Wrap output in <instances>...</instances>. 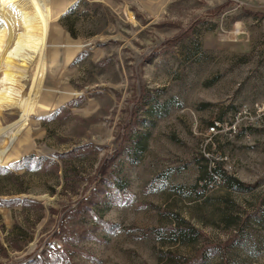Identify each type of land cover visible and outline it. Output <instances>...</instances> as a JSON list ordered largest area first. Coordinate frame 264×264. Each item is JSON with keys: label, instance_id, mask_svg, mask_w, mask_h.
Returning a JSON list of instances; mask_svg holds the SVG:
<instances>
[{"label": "rangeland", "instance_id": "374dc122", "mask_svg": "<svg viewBox=\"0 0 264 264\" xmlns=\"http://www.w3.org/2000/svg\"><path fill=\"white\" fill-rule=\"evenodd\" d=\"M53 1L0 264H264V0Z\"/></svg>", "mask_w": 264, "mask_h": 264}, {"label": "bare ground", "instance_id": "6f19581e", "mask_svg": "<svg viewBox=\"0 0 264 264\" xmlns=\"http://www.w3.org/2000/svg\"><path fill=\"white\" fill-rule=\"evenodd\" d=\"M0 1V137L7 138L0 164L8 165L22 152L32 116L55 107L46 102L45 82L56 62L51 39L57 11L53 0ZM7 110L18 113L11 125L4 122Z\"/></svg>", "mask_w": 264, "mask_h": 264}, {"label": "trees", "instance_id": "16d2710c", "mask_svg": "<svg viewBox=\"0 0 264 264\" xmlns=\"http://www.w3.org/2000/svg\"><path fill=\"white\" fill-rule=\"evenodd\" d=\"M216 13H217V11L214 12L213 15H215ZM256 16H262V15H260V14L257 13ZM176 41H177V40L175 39V40L169 41L168 43H169V45H173ZM110 162H111V160L108 159V158H105V159L103 160L102 165L100 166L99 172H98V174L96 175V177H93V180H95V181H98V180H99V182H100V180L104 177V176H102V175H104V174L107 173V171H108V169H109V166H110ZM95 181H94V182H95ZM87 199H91V198L89 197V198H87Z\"/></svg>", "mask_w": 264, "mask_h": 264}, {"label": "built area", "instance_id": "2783aa9c", "mask_svg": "<svg viewBox=\"0 0 264 264\" xmlns=\"http://www.w3.org/2000/svg\"><path fill=\"white\" fill-rule=\"evenodd\" d=\"M211 129H212V130H215V129H216V126H215V125H213V126L211 127Z\"/></svg>", "mask_w": 264, "mask_h": 264}]
</instances>
